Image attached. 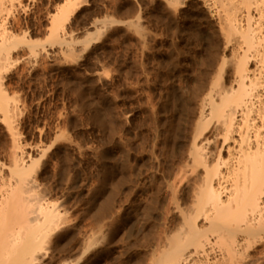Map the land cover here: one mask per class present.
Here are the masks:
<instances>
[{
  "label": "rangeland",
  "instance_id": "1",
  "mask_svg": "<svg viewBox=\"0 0 264 264\" xmlns=\"http://www.w3.org/2000/svg\"><path fill=\"white\" fill-rule=\"evenodd\" d=\"M64 4L23 0L9 28L28 33L41 53L34 57L20 45L0 71L4 91L20 107L12 118L17 142L41 158L34 176L68 220L46 244L42 263L143 264L166 201L150 199L149 191L176 159L170 130L182 123L183 94L221 50L215 20L202 0H82L60 32L74 42L51 45V16ZM110 19L120 23L85 51L84 36ZM10 137L0 113L3 177L15 145ZM96 232L104 241L82 255V243ZM251 252L258 258L264 246Z\"/></svg>",
  "mask_w": 264,
  "mask_h": 264
},
{
  "label": "bare ground",
  "instance_id": "2",
  "mask_svg": "<svg viewBox=\"0 0 264 264\" xmlns=\"http://www.w3.org/2000/svg\"><path fill=\"white\" fill-rule=\"evenodd\" d=\"M81 1L65 0L52 14L51 45L70 47L74 42L71 37L70 42L63 39L60 32H65ZM22 2L0 0V71L10 65L20 45L28 46L34 57L41 53L33 51L38 44L28 33L16 34L9 28L13 11ZM202 4L205 14L215 20L213 36H218L221 50L216 52V40L211 41L215 31L209 33L211 45L215 43L213 57L208 54L210 65L194 82L190 78L193 83L183 94V108L176 102L183 109L184 122L181 118L179 125L173 123V135L169 134L179 149L176 152L174 147L177 156L172 157L171 168L167 166L165 174L158 170L162 181L148 190L150 199L164 195L166 201L161 206V230L142 254L143 264H260L264 260V253L256 258L251 252L264 246V0H202ZM119 23L102 21V28L84 36V50ZM19 109L0 77V113L15 144L11 165L6 167L8 176L0 173V264H43L46 244L68 220L57 204L46 199L34 176L41 158L28 156L17 142L18 127L12 118ZM99 233L82 243V255L99 248L96 245L104 239H99Z\"/></svg>",
  "mask_w": 264,
  "mask_h": 264
}]
</instances>
